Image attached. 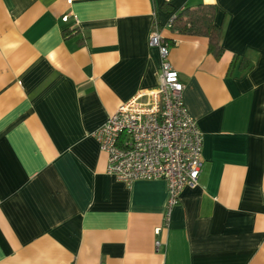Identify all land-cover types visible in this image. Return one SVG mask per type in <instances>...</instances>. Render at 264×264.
Returning <instances> with one entry per match:
<instances>
[{
	"label": "crops",
	"instance_id": "crops-1",
	"mask_svg": "<svg viewBox=\"0 0 264 264\" xmlns=\"http://www.w3.org/2000/svg\"><path fill=\"white\" fill-rule=\"evenodd\" d=\"M198 4L219 58L168 27ZM155 27L203 134L167 224L166 182L118 181L93 136L158 85ZM0 264H264V0H0Z\"/></svg>",
	"mask_w": 264,
	"mask_h": 264
},
{
	"label": "built area",
	"instance_id": "built-area-1",
	"mask_svg": "<svg viewBox=\"0 0 264 264\" xmlns=\"http://www.w3.org/2000/svg\"><path fill=\"white\" fill-rule=\"evenodd\" d=\"M149 45L160 52L158 85L123 102L93 136L107 154V172L118 181L126 185L135 180L166 182L167 224L182 190L197 184L203 166V134L183 102L184 84L169 61L171 44L157 27L150 32ZM155 245L158 248L161 241Z\"/></svg>",
	"mask_w": 264,
	"mask_h": 264
},
{
	"label": "trees",
	"instance_id": "trees-1",
	"mask_svg": "<svg viewBox=\"0 0 264 264\" xmlns=\"http://www.w3.org/2000/svg\"><path fill=\"white\" fill-rule=\"evenodd\" d=\"M214 14V6L209 4L185 7L173 17L171 28L182 34L207 37L208 50L215 58H219L223 52L220 42L221 27L216 24Z\"/></svg>",
	"mask_w": 264,
	"mask_h": 264
}]
</instances>
